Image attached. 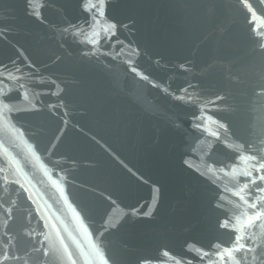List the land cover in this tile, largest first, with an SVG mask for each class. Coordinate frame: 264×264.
I'll return each mask as SVG.
<instances>
[{
	"label": "water",
	"instance_id": "95a60500",
	"mask_svg": "<svg viewBox=\"0 0 264 264\" xmlns=\"http://www.w3.org/2000/svg\"><path fill=\"white\" fill-rule=\"evenodd\" d=\"M96 3L0 0V245L12 237L19 264H244L215 253L237 234L264 246V220L248 224L264 193L242 174L264 156V5Z\"/></svg>",
	"mask_w": 264,
	"mask_h": 264
},
{
	"label": "snow or ice",
	"instance_id": "6c2138e0",
	"mask_svg": "<svg viewBox=\"0 0 264 264\" xmlns=\"http://www.w3.org/2000/svg\"><path fill=\"white\" fill-rule=\"evenodd\" d=\"M259 2L264 5V0H259ZM244 3H247V0H244ZM107 6V0H98V3L93 4L92 8L96 9V13L97 15H104V12L100 11L101 8H106ZM249 8H251V5H248ZM91 11V10H88ZM28 12L30 15H35L37 18L40 17L39 13H34L33 10L31 9V7H28ZM92 20H95V17H92ZM128 25H122V27H127ZM117 28V24L113 23L111 25V29H116ZM65 31H67V29H65ZM255 31V30H254ZM8 30L6 28H4L2 31H0V38L2 37H6ZM115 32H112V35H115ZM107 39H110V37H107ZM259 41H261L258 44V48L259 51L261 53H264V32H261L259 34L258 37ZM83 44L87 45L88 47H90L92 49L91 52L89 51H83L82 55L84 56H89V55H96L95 52V48L97 45V41L95 39H92L90 41H84L82 42ZM19 51V50H18ZM20 56L23 57V62L24 64L27 65V67L32 68L34 72H36V67L34 64H32V62L30 60H28L27 56H24L23 52H20ZM57 59H59V57H57ZM13 64H15V61L12 62ZM183 67V65L181 66ZM3 66H0V76L4 75V70ZM21 69L20 68H16V71L19 72ZM133 72H136L137 69L133 68L132 69ZM37 75H39L38 72H36ZM8 79H13V77L11 76V73H8L7 76ZM16 79H20V77H17ZM145 79H147V77H145ZM52 83H55V81H52ZM19 88H23L24 85L23 84H19L18 85ZM189 88H198L199 85L196 84H190L188 85ZM260 91L257 93L258 95H264V84H261L259 86ZM52 95H58L57 93L53 92ZM9 97H4V98H0V104L5 103L6 100H8ZM180 99H183V97H180ZM191 99V98H189ZM224 100V96L222 95H216L214 99H210L207 101V104L209 106H214L216 108L217 111H219V105L218 102ZM61 104H63V100L60 101ZM47 107L49 109H54L56 106L55 105H47ZM34 111H40L39 108H34ZM55 114V113H54ZM0 115H6L4 113H0ZM203 116H195L193 117V120H199L202 119ZM212 117L209 116L208 119H211ZM195 127L197 129L200 128L199 124H196ZM221 130L224 133L228 132V125L227 124H220L219 125V129L217 131H212L210 134L213 137H216L218 140H222L221 137ZM201 131H203V129H201ZM57 139H59V137H57ZM3 140L0 139V147H3ZM251 160L255 161V164L253 165V170L252 171H245L244 173H242L246 178L248 179V182L246 184L243 185V188H249V186H252V191L254 192H258V193H264V156H261L259 159L256 156H252L250 157ZM183 163L185 165H187V160H184ZM188 167H191L190 165H188ZM253 171H255L257 174L254 176L253 175ZM259 181V184L257 183ZM243 190V189H242ZM251 194V192L249 193ZM236 195L239 196L240 192H236ZM109 200H112L111 196L108 197ZM241 199H244L243 197H241ZM113 204H115V201H112ZM245 204H248V201L245 200L244 201ZM258 203H259V207H258ZM220 205H217V207H219ZM251 209L254 210L253 215L249 218L248 220V224L252 225L253 222L255 220H264V199H261L260 197H255L252 201V203L250 205H248ZM10 211V210H9ZM133 213L136 212V209L132 210ZM234 227L232 225H230V221L228 219H225L222 221V223L220 224L221 228H228V227ZM45 227H47V224H45ZM29 235H31V233H29ZM4 238L7 240V243H4L2 245H0V264H19L20 261L24 260V257L19 255L17 252V249L15 248L13 241H12V237L8 236L7 233H5ZM44 240H48V236L44 235ZM245 240V237L237 234L234 237V242L232 243V245L230 247H225L222 249H219L218 251H216L215 255L216 257H218L221 261H223L225 258H227L228 260H233L234 259V253H241V260L244 262V264H248V258L249 255H251V260L254 262V264H264V252H261L259 255H257V247H264L262 245H256L254 243L252 244H246L243 241ZM39 244V247L35 249V251H38L41 253V256L43 258H47L49 256V249L47 247L44 246V242L43 241H38L37 242ZM65 249L67 248V245L64 246ZM217 248H219V246H216ZM203 256H208L209 253L204 252L202 253ZM69 256H71V254H69ZM71 264H76L75 260H72ZM105 264H107V261L105 262ZM143 264H148L147 261H144ZM235 264H241V261H235Z\"/></svg>",
	"mask_w": 264,
	"mask_h": 264
}]
</instances>
